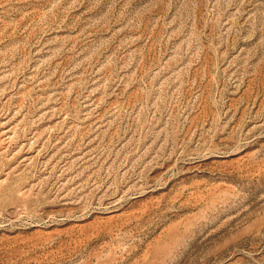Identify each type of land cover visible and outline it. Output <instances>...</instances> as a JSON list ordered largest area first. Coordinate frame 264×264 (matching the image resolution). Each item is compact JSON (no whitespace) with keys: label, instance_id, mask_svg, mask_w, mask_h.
<instances>
[{"label":"rangeland","instance_id":"1","mask_svg":"<svg viewBox=\"0 0 264 264\" xmlns=\"http://www.w3.org/2000/svg\"><path fill=\"white\" fill-rule=\"evenodd\" d=\"M0 264H264V0H0Z\"/></svg>","mask_w":264,"mask_h":264}]
</instances>
